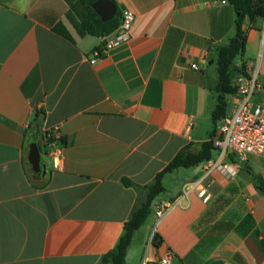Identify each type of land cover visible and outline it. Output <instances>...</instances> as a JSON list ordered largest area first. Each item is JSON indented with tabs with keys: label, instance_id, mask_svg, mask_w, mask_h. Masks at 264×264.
Instances as JSON below:
<instances>
[{
	"label": "crops",
	"instance_id": "obj_1",
	"mask_svg": "<svg viewBox=\"0 0 264 264\" xmlns=\"http://www.w3.org/2000/svg\"><path fill=\"white\" fill-rule=\"evenodd\" d=\"M112 1L121 16L135 14L130 40L93 64L104 37L82 34L80 0H0V264H104L145 187L215 129L217 57L236 34L234 7ZM243 28L246 50L235 66L245 65L248 77L237 73L234 82L255 81L258 103L264 17ZM240 100L228 97L231 111ZM54 128L58 141L45 146ZM34 143L41 172L29 159ZM234 162L233 177L208 174L209 162L166 174L163 197L135 232L125 264H160L168 254L171 264H264V193L255 186L264 189V156ZM196 183L210 194L207 203ZM164 204L173 208L159 220Z\"/></svg>",
	"mask_w": 264,
	"mask_h": 264
},
{
	"label": "trees",
	"instance_id": "obj_2",
	"mask_svg": "<svg viewBox=\"0 0 264 264\" xmlns=\"http://www.w3.org/2000/svg\"><path fill=\"white\" fill-rule=\"evenodd\" d=\"M97 0H80L85 5L87 12L82 18L80 30L82 34L88 33L97 37H106L113 33L121 23V15L117 16L108 22H103L99 15L93 10L92 4ZM229 3L237 11L238 18L236 21V34L231 39L230 43L223 46L218 51L217 57V72L218 85L216 92L218 103L212 112V119L215 124L214 131L210 134V140L203 143L199 151H191L186 149L178 154L175 159L166 167L164 171L159 173L155 180L145 187V199L142 204H139L132 214L130 220L125 224V231L120 238L116 248L108 253L104 259V264H125L127 251L131 246L135 232L141 228L148 220L152 213V205L155 200L165 192L163 179L166 174L177 169H188L196 167L202 163L209 162L213 159V154L217 150L213 145V140L217 136L218 128L222 120L228 114V97L238 93V87L234 82L235 74L248 77L246 66L236 68L235 60L238 56H243L246 50L247 35L244 30V22L246 19L254 21L258 17H264V0H228ZM57 31L62 35L69 37L70 34L66 28L59 24ZM100 50V49H98ZM58 141L56 135L46 132L44 135V145L48 146ZM59 141H61L59 139ZM128 185H133L129 180L124 181ZM256 188L264 193V189L255 184ZM153 242L160 245V241L156 235L153 237Z\"/></svg>",
	"mask_w": 264,
	"mask_h": 264
},
{
	"label": "built area",
	"instance_id": "obj_3",
	"mask_svg": "<svg viewBox=\"0 0 264 264\" xmlns=\"http://www.w3.org/2000/svg\"><path fill=\"white\" fill-rule=\"evenodd\" d=\"M135 20V14L131 10H126L121 16L119 27L110 35L104 37L103 48L95 52L94 64L108 51L127 43L130 40V31ZM197 69V65L192 66ZM255 81H248L244 86H238V96L241 100L231 114H227L222 120L217 136L213 140V145L218 151L217 158L209 161L207 173L214 169L221 170L233 177L237 174V163L246 162L250 156H264V98L257 104L251 99L257 93ZM58 129L54 128L50 132L57 134ZM54 145V143H52ZM199 197L207 203L211 196L204 187H197ZM192 188V189H193ZM173 208L172 204L160 205L156 210V216L161 220L168 211ZM172 254H168L161 259L160 264H171Z\"/></svg>",
	"mask_w": 264,
	"mask_h": 264
},
{
	"label": "water",
	"instance_id": "obj_4",
	"mask_svg": "<svg viewBox=\"0 0 264 264\" xmlns=\"http://www.w3.org/2000/svg\"><path fill=\"white\" fill-rule=\"evenodd\" d=\"M92 8L103 22H108L117 16V7L112 0H97L92 4ZM29 159L34 171L41 172V153L36 143L31 145Z\"/></svg>",
	"mask_w": 264,
	"mask_h": 264
},
{
	"label": "rangeland",
	"instance_id": "obj_5",
	"mask_svg": "<svg viewBox=\"0 0 264 264\" xmlns=\"http://www.w3.org/2000/svg\"><path fill=\"white\" fill-rule=\"evenodd\" d=\"M242 60H243V56H238L237 58H236V60H235V63L236 64H241L242 63ZM257 97H258V93H255L254 94V96L252 97V99H251V101H252V103H254V104H257ZM231 106H229V108H228V114H231L232 113V111H231ZM215 126H214V123H213V128H214ZM177 181H173L172 183L174 184V183H176ZM172 183H170V184H172ZM159 197H163L162 195L161 196H159ZM159 197L155 200V202L153 203V205H152V211H153V209H154V207H155V204L158 202V200H159ZM142 228H143V226H142ZM142 230H145V229H142ZM141 232H143V231H141Z\"/></svg>",
	"mask_w": 264,
	"mask_h": 264
}]
</instances>
